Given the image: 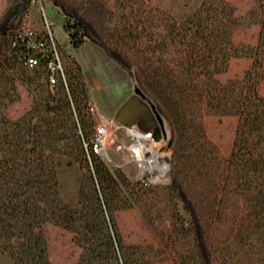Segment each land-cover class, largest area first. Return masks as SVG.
Masks as SVG:
<instances>
[{
  "label": "trees",
  "instance_id": "1",
  "mask_svg": "<svg viewBox=\"0 0 264 264\" xmlns=\"http://www.w3.org/2000/svg\"><path fill=\"white\" fill-rule=\"evenodd\" d=\"M50 1L67 16L95 3ZM193 6L172 17L154 0H114L105 32L116 47L140 54L138 82L153 100L157 121L162 116L171 127L168 189L192 217L175 234L177 264H243L244 249L253 253L264 244V1L257 7L262 17L254 45H236L234 35L252 24L257 10L237 16L227 0H194ZM64 30L73 48L90 40L106 49L80 23L66 21ZM28 41L11 25L0 26V254L10 264H52L45 228L54 224L73 235L80 249L75 264H153L150 247L124 242L116 214L142 207L140 196L149 203L156 195L151 198L153 190L141 183L131 186L119 169L93 153L96 120L77 61L65 57L51 86L52 48L30 69ZM233 58L250 59L252 65L242 77L223 83L218 76ZM19 86L27 88L32 102L12 118ZM209 115L238 119L227 160L206 134ZM64 164L82 171L72 203L61 194Z\"/></svg>",
  "mask_w": 264,
  "mask_h": 264
},
{
  "label": "rangeland",
  "instance_id": "2",
  "mask_svg": "<svg viewBox=\"0 0 264 264\" xmlns=\"http://www.w3.org/2000/svg\"><path fill=\"white\" fill-rule=\"evenodd\" d=\"M227 1L235 8L237 16H244L257 10L259 3L264 0ZM113 2L114 0H95L91 9L83 6L77 12L69 10L70 16H67L61 8L54 6L50 0H0V26L4 24L11 25L21 33L30 29L44 36L46 20L53 23L51 31L55 49L60 63L65 68V57L69 55L65 51V43L59 42V40L65 38L64 24L66 21H69L71 25L74 23L82 24L90 36L98 38L101 44L105 46L106 49L98 45L105 51L113 69L122 72L125 81L130 78L134 89L139 90V96L153 108L154 104L151 96L140 85L136 76L137 64L135 62L140 60V54H135L134 57V54L127 53V49H123L120 45L116 47L117 44L106 37L105 30H109L112 24L109 20V11ZM154 2L168 16L172 17L188 14L194 8V0H154ZM261 17V13L257 10L251 21L252 24L248 27H240L235 32L234 42L236 45L241 43L254 45L257 43L261 29ZM87 41L91 42L90 40ZM251 65L252 61L250 59L233 58L229 62L227 71L219 75L218 79L225 83L228 80L240 78L250 69ZM18 91L20 99L9 109L12 118L22 116L29 110L32 102L26 87L19 86ZM260 92L264 97V82L260 86ZM160 118L161 121L157 125L159 128V131L156 132L157 138L163 142V147L173 158V151L169 146L172 137L171 127L164 117L160 116ZM237 125L238 119L236 117L209 115L204 118L206 134L218 148L220 156L225 160L230 157L232 152ZM118 140H124L122 134H120ZM101 160L109 168L119 169L131 186H137L141 183L145 187H151V190H153L150 193L151 198L156 195L154 199L149 200V203L144 197L140 196L139 201L142 202V207L141 205H135L130 209L117 212L116 220L124 242L128 245L150 247L153 264H177L179 244L176 241L178 240L176 235L181 224L185 223L187 225L192 217L187 204L181 203V199L171 189H168L173 182V166L166 182L148 184L149 177L142 176L126 165L123 156L115 151L113 145L109 151V160ZM81 174L82 171L68 167L65 164L60 168L61 194L65 202L72 203L76 201ZM139 194L140 192L137 193V196ZM45 230L49 258L52 264H75L79 258L80 249L74 243L73 235L54 224H47ZM241 259L243 264H264V244H259L253 253H249L247 249H244ZM0 264H10L9 258L4 254H0Z\"/></svg>",
  "mask_w": 264,
  "mask_h": 264
},
{
  "label": "built area",
  "instance_id": "3",
  "mask_svg": "<svg viewBox=\"0 0 264 264\" xmlns=\"http://www.w3.org/2000/svg\"><path fill=\"white\" fill-rule=\"evenodd\" d=\"M53 23L46 20L45 35L41 36L35 31L27 29L23 35L28 41V46L33 54L27 59L26 65L32 69L40 64V56H43L48 48L54 52V60L49 62L50 84L56 83L54 74L63 72L62 66L55 49V43L51 27ZM63 76V74H62ZM96 125L93 134L92 151L104 161L109 160V151L113 145L131 169L136 170L142 176L149 177L148 184L164 183L168 180L171 167L172 155L163 147L162 141L157 138V130H141L136 125L125 126L107 118L103 114L95 115L92 108ZM122 134L123 141H119Z\"/></svg>",
  "mask_w": 264,
  "mask_h": 264
},
{
  "label": "crops",
  "instance_id": "4",
  "mask_svg": "<svg viewBox=\"0 0 264 264\" xmlns=\"http://www.w3.org/2000/svg\"><path fill=\"white\" fill-rule=\"evenodd\" d=\"M65 51L81 66L88 88L89 102L95 115L103 114L122 125H136L141 130L153 128L155 119L150 106L135 93L131 79L113 69L105 51L86 41L73 48L64 32Z\"/></svg>",
  "mask_w": 264,
  "mask_h": 264
},
{
  "label": "water",
  "instance_id": "5",
  "mask_svg": "<svg viewBox=\"0 0 264 264\" xmlns=\"http://www.w3.org/2000/svg\"><path fill=\"white\" fill-rule=\"evenodd\" d=\"M135 93L137 94V95H139V90H135ZM150 109H151V107H149ZM152 110V109H151ZM152 112H153V110H152ZM153 115H154V119H155V124H154V126H153V128H151V129H148V130H152V129H154V130H157L158 129V121H157V117L155 116V114L153 113ZM126 126H132V125H126ZM145 131H147V130H145Z\"/></svg>",
  "mask_w": 264,
  "mask_h": 264
}]
</instances>
